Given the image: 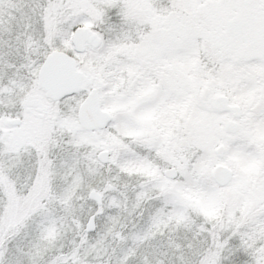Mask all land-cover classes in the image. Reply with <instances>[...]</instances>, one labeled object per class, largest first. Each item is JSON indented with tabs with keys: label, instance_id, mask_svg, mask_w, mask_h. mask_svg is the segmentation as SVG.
<instances>
[{
	"label": "snow or ice",
	"instance_id": "1",
	"mask_svg": "<svg viewBox=\"0 0 264 264\" xmlns=\"http://www.w3.org/2000/svg\"><path fill=\"white\" fill-rule=\"evenodd\" d=\"M0 264H264V0H0Z\"/></svg>",
	"mask_w": 264,
	"mask_h": 264
}]
</instances>
